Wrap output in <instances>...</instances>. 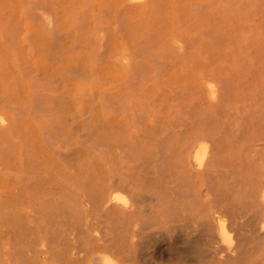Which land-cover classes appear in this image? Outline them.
<instances>
[{
  "label": "rangeland",
  "instance_id": "1",
  "mask_svg": "<svg viewBox=\"0 0 264 264\" xmlns=\"http://www.w3.org/2000/svg\"><path fill=\"white\" fill-rule=\"evenodd\" d=\"M169 1L172 3L171 12L169 15L166 14L164 19L158 17L161 14L154 12L156 6L152 5L148 11L153 12H148L145 18L132 20L129 32L121 30L122 56L117 59L121 71L119 82L115 87L103 89H99L100 84L91 71L90 60L93 59L95 51L93 43L96 36L91 33L81 34L82 27L72 24L73 12L69 11L66 4L58 5L50 2L52 6L49 7L55 11L56 15L59 13L66 17L63 26L71 31L70 36L73 35L71 47L64 51L80 53L78 58L81 60L87 57L83 67L86 71H82L86 78L84 79L83 74L68 76L70 80H73L72 89L76 90L74 87L79 82L87 95L83 98L61 99L49 96L53 94L55 86L49 82L43 83L41 77L29 78L23 75L21 77L18 74L22 70L27 71L28 67L48 64L47 60L53 49L50 47V42L42 46V42L50 38L39 30L36 20L27 17L28 8L29 11L31 10L29 4L21 0H0V116L6 120L5 123H0V226L1 223L7 225L13 223L15 214L23 208L24 200L18 199L13 193L15 192L13 187H17V183L22 181L17 178L18 175H26L28 171L42 174L51 171L54 174L60 172L64 175V172L70 174L69 171H72L74 177L80 178L81 172L86 174L90 172V176L94 174L89 179L90 182L107 180L100 172L102 169L62 168L58 170V168L38 167L51 165L52 161H63L62 159L67 157L65 150L68 147V151L74 152V165H79L78 163L90 158L92 160L94 151L104 150L106 147H109L108 149L116 155L128 152L131 161H138V154L142 150L149 153L160 150L164 155L169 154L170 158L175 156L181 148L192 143L198 135L208 129L210 121L208 122L206 118L209 117L211 107L209 108V95L203 89L201 81L203 78L211 77L217 86V94H220L218 96H222L225 102L228 99L231 102V104L227 102L230 106L225 115L232 119L231 127L234 128L236 125L241 127L240 134L241 132L242 134L250 133L253 125L264 121V0ZM206 1L209 6L204 5ZM208 12L210 13L207 17ZM25 35H29L38 46L36 51H29L27 44H23ZM177 37H180V40ZM13 43L18 44V49L13 46ZM163 47L172 50L178 47L183 50L182 52L177 50L178 52L174 53L172 50H166L165 53ZM82 52L85 54L83 55ZM13 60H18L19 66H16L15 70H9L8 67L11 68L10 64ZM136 64H139L138 71L134 67ZM10 72H13V75ZM91 82H93L92 85H96L95 91L104 90L111 98L95 97V91L89 87ZM84 83L87 87H84ZM219 86L227 89H221ZM33 89L43 92L41 93L43 96L29 97V94H36V90ZM220 91H227L225 93L227 95L223 96ZM13 93L18 96H11L14 95ZM207 96L208 99H205ZM219 99L221 98L217 99L218 102H221L222 99L220 101ZM178 109L179 112L188 113L181 116V113L178 114ZM204 112H207L204 115L208 116H205V119H203ZM179 126L182 127L179 128ZM221 136L224 137L225 133L222 132ZM48 140H51V143ZM223 141L226 144L225 139ZM257 147L262 148V146ZM162 159L155 164L160 166ZM118 160L123 162L125 157L119 156ZM177 164L176 159H169L165 165L163 164L162 169L151 168L153 164L144 165L145 168H138L136 164L129 168H118L122 177L125 175L129 177L128 180L133 183V189H141L146 195H154L162 202L163 205H159L155 214L153 213L151 218L153 220L159 217L169 202L171 210L176 213L181 212L177 205L180 204L181 192L187 182L185 183L183 172L178 171ZM30 166L37 167L30 168ZM142 170L145 171L146 178L148 177L146 181L139 174ZM177 171L180 174H177ZM169 172L170 177H167ZM202 177L201 173L192 172L191 174V179L196 180L197 185ZM59 178L61 177L57 178L53 175L55 184L59 183ZM168 179L169 182H167ZM204 193L203 190L202 195ZM138 198H140L141 206H152V202L147 197L139 195ZM58 202L57 205H60ZM58 208L59 206L54 211L55 228L66 234L69 228L65 223L63 225L62 221H65V218L68 221L70 218L61 208ZM214 212L216 219L221 217L219 212L216 210ZM144 217L151 216L145 213ZM169 221L165 219L164 223L151 225L142 231L136 249L142 259L146 258L144 256L149 252L148 250L151 251L154 247L157 254L159 250L174 245L177 234L172 229L178 223L174 217H170ZM175 223L177 225H174ZM167 226L171 231L167 229ZM3 235L4 240L10 236L7 230L3 232ZM143 246L144 250L140 248ZM156 247L159 249L157 250ZM163 264L167 263L163 262Z\"/></svg>",
  "mask_w": 264,
  "mask_h": 264
},
{
  "label": "bare ground",
  "instance_id": "2",
  "mask_svg": "<svg viewBox=\"0 0 264 264\" xmlns=\"http://www.w3.org/2000/svg\"><path fill=\"white\" fill-rule=\"evenodd\" d=\"M21 1L31 6V10L29 11V8L27 10V17L36 20L39 30L50 38L47 41L45 39L42 46L50 42L53 52L48 57V64L28 67L27 71L22 70L18 74L21 77L22 75L29 78L41 77L43 83L49 82L55 86L53 94L49 96L61 99L83 98L87 95L83 92L81 84L76 83L77 81H75L77 86L74 87L76 90H73V80L68 78L72 75H84L82 71H86L83 70V67L87 57H83L81 60L78 58L80 53L64 51L71 47L73 35L70 36L71 31L66 30L63 26L66 17L61 16L58 12L56 15L55 11L49 7L52 6L50 2L58 5L66 4L69 11L73 12V16L71 15L72 24L82 27L81 34L91 33L96 36L93 43L95 51L93 59L90 61L91 71L100 84L99 89L115 87L119 82L121 71L117 59L122 56L120 50L121 30L129 32L132 20L145 18L148 12H153L152 10L148 11L152 5L156 6L154 12L160 13L161 15L158 17L162 19L166 14H170L172 8V3L169 0ZM206 2L204 5L209 6ZM245 5L247 4L245 3ZM209 13L206 14L207 17ZM177 39L180 40V37ZM23 41L24 45L27 44L29 51H36L38 46L29 35H25ZM13 46L18 49V44L13 43ZM163 50L166 53V50L172 49L163 47ZM177 50L180 52L181 49L175 47L172 51L174 53ZM82 54L84 55L85 52ZM151 58L153 59V57ZM10 65L11 68L8 67V69L15 70L16 66H19V62L13 60ZM134 67L138 71L139 64ZM10 74L13 75V72ZM214 80L216 81V79ZM201 81L203 89L210 99L209 117L204 115L207 112L203 113V119L208 117L206 119L208 122L210 121L208 129L198 135L192 143L181 148L175 156L170 158L169 154L164 155L160 150L150 153L142 150L138 154V161H131L128 152L116 155L115 152L108 149L109 147H106L104 150L94 151L92 160L90 158L78 163L79 165H74V152L73 150L68 151V147L67 150L64 149L67 157L62 159L63 161H52L54 165L38 167L58 168V170L62 168L102 169L100 172L107 180L103 179L97 183L90 182L89 179L94 176V174L90 176V172L87 174L81 172L80 178L74 177L72 171H69L70 174L64 172V175H61L60 172L54 174L51 171L45 173L46 175L36 171L18 175L17 178L22 181L17 183V187H13L15 190L13 193L18 199L24 200L23 208L15 214L13 223L10 225L1 223L0 264H163V262L167 264H264V121L253 125V130L250 133L242 134L241 132L240 134L241 127L237 125L234 128L231 127L232 119H229V115V118L225 115L228 106H230L227 105V102L228 104L230 102L229 99L225 102L222 96H218L220 94H217V86L211 77L203 78ZM36 82L38 81L36 80ZM92 84L93 82L89 85L90 89L97 90L96 85ZM219 88L227 89L228 87L219 86ZM38 91L36 90V94L28 96L31 98L42 97L41 93L43 92ZM258 91L254 92L259 93ZM226 92L220 91L223 96L227 95ZM94 96L111 98L104 90L95 91ZM218 98H221L223 102H218ZM205 99H208V96ZM35 106L37 107V104ZM179 113L182 116L188 112H179L178 109ZM199 119L201 121V118ZM5 121V118L0 116V123L3 124ZM181 127L179 126V128ZM222 132L225 133L224 137L221 136ZM224 139L226 144H224ZM257 146H262V148ZM93 147L92 149H94ZM119 156H124L125 160L119 162ZM1 158L4 157L1 156ZM161 159L163 161L160 166H157L155 162ZM169 159H176L177 169L183 172L185 183L187 182L181 192L180 204L177 205L181 212L176 213L171 210L169 202L168 206L166 205L167 208L165 207L159 217L153 220L151 219L153 213L155 214L159 205H163L162 202L154 195H146L141 189H133V183L129 182V177L126 175V177H122L118 168L133 167V164H136L138 168H145L144 165L153 164L152 167H148L162 169L163 164L165 165ZM192 172L203 175L198 185L196 180L191 179ZM139 174L142 179L147 180L145 171H139ZM53 175H56L57 178L61 177L58 184H55ZM167 175L170 177V172ZM177 179L179 178L177 177ZM61 180L64 181L61 182ZM203 190L204 195H202ZM177 194L179 195V192ZM139 195L147 197L152 202V206H141ZM57 202L60 205H57ZM58 206L70 218L68 221L65 218L66 222L62 221L63 225L65 223L69 228V232L66 234L55 228L54 211ZM214 210L219 212L221 217L216 219ZM145 213L151 217L145 218ZM170 217H174L178 223V225L175 223L174 225L177 226L172 229L177 234L174 238V245L159 250L157 254L154 247L151 251L148 250L147 254L143 253L146 254V256L143 255L146 258L142 259L136 252L137 242L140 240L142 231L151 225L164 223L165 219L170 222ZM59 220L56 221L60 222ZM167 229L170 227L167 226ZM6 230L10 236L4 240L3 232ZM140 248L144 250V246ZM156 249L159 248L156 247Z\"/></svg>",
  "mask_w": 264,
  "mask_h": 264
}]
</instances>
